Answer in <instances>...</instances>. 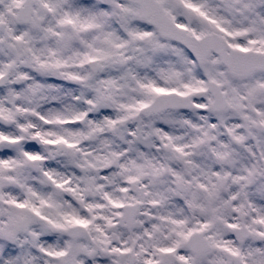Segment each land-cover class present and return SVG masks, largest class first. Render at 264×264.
Here are the masks:
<instances>
[{
	"label": "snow or ice",
	"instance_id": "1",
	"mask_svg": "<svg viewBox=\"0 0 264 264\" xmlns=\"http://www.w3.org/2000/svg\"><path fill=\"white\" fill-rule=\"evenodd\" d=\"M0 264H264V0H0Z\"/></svg>",
	"mask_w": 264,
	"mask_h": 264
}]
</instances>
